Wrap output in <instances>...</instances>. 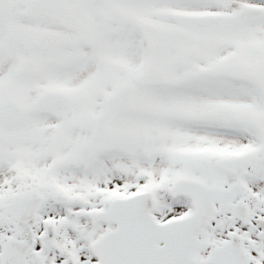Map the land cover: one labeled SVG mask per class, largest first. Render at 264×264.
Returning a JSON list of instances; mask_svg holds the SVG:
<instances>
[{
    "label": "snow or ice",
    "instance_id": "1",
    "mask_svg": "<svg viewBox=\"0 0 264 264\" xmlns=\"http://www.w3.org/2000/svg\"><path fill=\"white\" fill-rule=\"evenodd\" d=\"M0 264H264V0H0Z\"/></svg>",
    "mask_w": 264,
    "mask_h": 264
}]
</instances>
